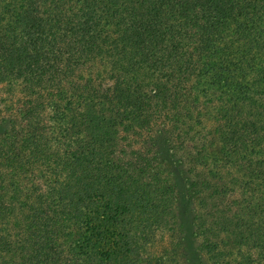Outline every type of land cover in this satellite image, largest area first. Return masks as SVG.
I'll list each match as a JSON object with an SVG mask.
<instances>
[{
  "label": "trees",
  "instance_id": "trees-1",
  "mask_svg": "<svg viewBox=\"0 0 264 264\" xmlns=\"http://www.w3.org/2000/svg\"><path fill=\"white\" fill-rule=\"evenodd\" d=\"M263 257L264 0H0V264Z\"/></svg>",
  "mask_w": 264,
  "mask_h": 264
},
{
  "label": "rangeland",
  "instance_id": "rangeland-1",
  "mask_svg": "<svg viewBox=\"0 0 264 264\" xmlns=\"http://www.w3.org/2000/svg\"><path fill=\"white\" fill-rule=\"evenodd\" d=\"M166 242H164V241H154V249L153 250H155V251H158V249L162 246V245H164ZM262 264H264V257H263V260H262Z\"/></svg>",
  "mask_w": 264,
  "mask_h": 264
}]
</instances>
